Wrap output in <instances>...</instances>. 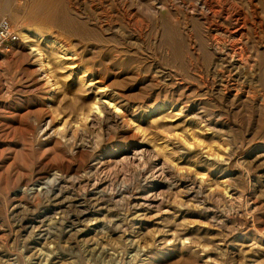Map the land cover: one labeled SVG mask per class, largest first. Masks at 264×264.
Returning a JSON list of instances; mask_svg holds the SVG:
<instances>
[{
    "label": "rangeland",
    "instance_id": "1",
    "mask_svg": "<svg viewBox=\"0 0 264 264\" xmlns=\"http://www.w3.org/2000/svg\"><path fill=\"white\" fill-rule=\"evenodd\" d=\"M201 2L0 0V264H264V40L227 79Z\"/></svg>",
    "mask_w": 264,
    "mask_h": 264
},
{
    "label": "bare ground",
    "instance_id": "2",
    "mask_svg": "<svg viewBox=\"0 0 264 264\" xmlns=\"http://www.w3.org/2000/svg\"><path fill=\"white\" fill-rule=\"evenodd\" d=\"M243 2L246 11L229 0H202L201 3L191 4L190 7V18H195L201 24L204 36L208 41L212 40L217 49L220 47V42L213 33L222 35L221 41L224 49L220 48L219 62L220 66L224 67L225 65L229 68L228 74H226L227 79L238 76L239 67L244 61L241 56L242 52H240L242 39L248 37V39L256 38L258 42L264 40V23L254 17L252 1L243 0ZM262 4H264V0H262ZM188 36L192 38V35ZM248 67H250L249 64ZM107 103L111 105V102L107 101Z\"/></svg>",
    "mask_w": 264,
    "mask_h": 264
},
{
    "label": "built area",
    "instance_id": "3",
    "mask_svg": "<svg viewBox=\"0 0 264 264\" xmlns=\"http://www.w3.org/2000/svg\"><path fill=\"white\" fill-rule=\"evenodd\" d=\"M18 36L6 18L0 19V51L17 41Z\"/></svg>",
    "mask_w": 264,
    "mask_h": 264
}]
</instances>
